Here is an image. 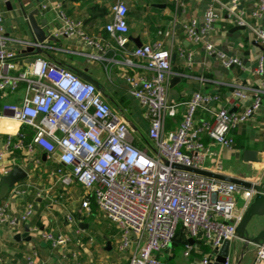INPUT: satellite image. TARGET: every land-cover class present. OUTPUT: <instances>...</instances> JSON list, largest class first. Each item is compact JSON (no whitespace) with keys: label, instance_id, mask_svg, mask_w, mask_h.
<instances>
[{"label":"built area","instance_id":"1","mask_svg":"<svg viewBox=\"0 0 264 264\" xmlns=\"http://www.w3.org/2000/svg\"><path fill=\"white\" fill-rule=\"evenodd\" d=\"M63 1L59 0L53 7L61 26L49 30L41 43L33 38L9 37L0 12V93L13 94L20 85L24 86L20 103L5 105L0 112V135H5L0 146V177L16 165L14 160L8 161V156L15 151L31 154L35 148L39 149L53 167L49 176L56 184L82 190L80 215L85 218L96 213L100 221L105 220L113 227L117 250L130 252L127 264H160L155 254L172 246L178 228L187 240L200 238L208 245L211 253L198 264H209L214 248L236 238V227L254 191L231 183L222 185L216 180L172 169L171 165L214 174L222 172L217 151L231 150L234 147L231 132L250 121L262 106L264 55L260 54L254 61L252 71L259 77L257 85L247 86L238 81L229 85L234 112L216 106L217 94L195 92L187 101L171 103L167 99L171 53L161 40L129 49L128 9L123 0H116L103 30L114 40L124 66L131 68L133 60H138L144 70L143 74L124 77L129 94L143 109L147 122L148 144L141 149L135 145L123 116L111 110L93 84L41 55L43 51L60 50L51 46L48 37L78 38L84 45L98 48L79 23L63 14ZM238 1L229 0L230 9ZM224 9L222 0H211L202 23L190 22L183 26V31L189 43L200 45L223 69L244 70L241 59L225 56L208 41ZM263 12L264 0H259L252 17L260 18ZM242 15L234 20L236 26L245 28L247 23ZM254 33L264 46V30L259 28ZM27 48L39 49L40 53H31L33 63L24 65L28 54L21 52ZM178 56L184 60L186 69H190L192 53L180 48ZM86 57L93 59L90 55ZM180 109L183 112L177 127L167 130V119L174 118ZM25 131L30 132V138ZM33 163L39 164V160L35 158ZM25 173L26 178L14 185L5 202L0 203V225L27 224L34 214V205L29 202L23 204L19 214L10 210V200L25 199L26 193L34 190L26 181L29 174ZM36 192L39 197L40 192ZM236 195L244 201L239 212L235 209ZM79 223L81 220L77 221L71 212L65 213L64 224L75 235L81 233ZM29 232L52 250L67 249L71 242L68 234L38 227H31ZM192 248V244L186 243L183 257H188ZM36 258V252H30L26 264H37ZM70 258L73 259L70 264H83L76 260L75 254ZM252 264H264V242L255 246Z\"/></svg>","mask_w":264,"mask_h":264},{"label":"crops","instance_id":"2","mask_svg":"<svg viewBox=\"0 0 264 264\" xmlns=\"http://www.w3.org/2000/svg\"><path fill=\"white\" fill-rule=\"evenodd\" d=\"M58 1L0 0L5 33L13 39L32 38L25 16L36 9L38 10L35 17L37 22L45 19L50 31L57 29L62 24L61 19L53 11L54 4ZM123 1L128 9L127 47L133 49L161 40L164 47L171 53V57L174 55V59H171L172 74L167 83L169 102L187 101L195 92L217 94L219 101L216 106L234 112L229 85L235 81L247 86L258 84L259 77L252 70L257 56L264 55V46L256 40L254 31L259 28L264 30V12L260 18H253L252 13L256 11L259 0H239L234 9L228 6L229 0H222L225 9L221 11L218 22L208 35V41L216 50L225 56L241 59L244 70L236 67L223 69L215 57L207 55L200 45H192L186 39L183 26L190 22L200 25L203 13L211 4V0ZM115 2L116 0H64L63 14L69 20L79 23L84 34L93 40L98 48L88 47L78 38L59 39L51 42V46L60 50L52 52V58L48 59L62 68L70 69L83 81H85L83 77L92 79L111 110L123 116L135 137V144L142 146L141 149H143L147 139V122L143 109L129 94L124 77L143 74L144 70L138 60H133L134 66L131 68L124 66L122 55L114 40L103 30L104 25L110 21L111 7ZM42 6L46 9L42 10ZM47 9L48 13L45 12ZM240 14H243L247 27L244 30L233 31L232 28L236 26L235 16ZM180 48L193 55L190 69H186L184 60L178 56ZM86 55H90L93 59L87 58ZM31 56L28 54L25 59ZM174 78L175 82L171 84ZM23 95V85H20L13 94H0V112L5 105L19 104ZM182 112L183 110L180 109L176 116L181 118ZM6 128L11 130L8 124ZM25 133L30 138V132L25 131ZM236 137L242 143L240 149L233 147L231 150L217 151V161L222 169L219 175L250 179L251 174L257 171V177L253 180L261 181L264 177V98L255 116L236 130ZM4 139L5 135H0V146ZM243 149L259 151L262 154L263 164L247 167L241 161ZM35 158L39 160V164L33 163ZM7 159L14 160L16 165L29 174L30 178L26 181L31 185V189H34L26 193L25 199L10 200V210L19 214L22 212L23 204L29 202L34 205V214L27 224L19 223L16 227L0 225V264H26V257L32 251L37 254L35 259L37 264H70L73 261L70 258L72 254H75L76 260L83 264L128 263L130 252L122 253L117 250L116 241L105 227L106 224L95 226L96 213L94 216L85 218L80 215L79 200L82 190L63 188L50 178L49 173L53 167L51 163L45 161L39 149L35 148L31 154L26 151H15ZM36 191L40 192L39 197L36 196ZM5 200V198L0 200V203ZM38 208L41 210L36 216ZM241 208L242 206L238 208L236 205V211L239 212ZM67 212H71L77 221L81 220L79 235H75L73 229L64 224V215ZM257 221L259 229H263L264 217L258 218ZM25 225L28 226L30 240L26 241V238L16 240V236H22L25 233ZM31 227L68 234L71 242L67 249L52 250L47 244L30 234ZM98 229L105 231V235H102L100 239L102 248L93 239ZM107 244L108 250H106ZM190 244L193 245L194 241L192 240ZM231 244L236 250L229 251V264H252L256 245L245 246L244 242L237 237ZM204 246L205 252L195 250L188 257H183V249L180 246H172L167 251H160L155 255L160 264H198L204 256L211 253L208 245ZM68 252L69 256H67Z\"/></svg>","mask_w":264,"mask_h":264},{"label":"water","instance_id":"3","mask_svg":"<svg viewBox=\"0 0 264 264\" xmlns=\"http://www.w3.org/2000/svg\"><path fill=\"white\" fill-rule=\"evenodd\" d=\"M46 13L49 12L47 9ZM43 13V12H42ZM38 14V10H33L25 16V20L27 22L29 31L31 33L32 38L41 43L43 42L49 31V27L45 19L37 22L35 17ZM244 27L235 26L232 28L233 31L244 30ZM47 40L49 42H56L57 40L53 37H48ZM22 54H38L40 53L39 49L33 51L32 48H27L21 52ZM171 59H174V55H172ZM34 61L33 58H29L25 60L22 64L28 65L32 64ZM83 79L93 84L97 87L96 83L88 78L83 77ZM177 80V79H176ZM175 78L171 80V84H174ZM232 113V111H230ZM241 161L250 166H260L263 164L262 154L259 151L252 149H243L241 151ZM167 165V163H165ZM172 169H176L183 172L197 174L199 176H203L208 179L216 180L220 182L222 185L231 183L242 189L253 190L254 196L250 204L243 211L240 222L236 227V237L244 242L245 246L248 245H257L259 243L264 242V228L259 229L258 218L264 217V177L261 181H254L257 177V171L251 174L250 179H236L229 178L223 175L214 174L204 170L192 169L183 167L181 165H171ZM26 173L23 169H21L18 165H14L11 171L3 177H0V200L4 199L8 193V191L19 182L23 181L26 178ZM25 233L22 236H16L15 239L19 240L20 238H26V241L30 240L28 236V226H24ZM189 243H192V240H188ZM109 246L107 244L106 250H108ZM236 250L235 246L231 244V242L224 241L219 248H214L212 250L213 258L209 262V264H229V251L234 252Z\"/></svg>","mask_w":264,"mask_h":264},{"label":"trees","instance_id":"4","mask_svg":"<svg viewBox=\"0 0 264 264\" xmlns=\"http://www.w3.org/2000/svg\"><path fill=\"white\" fill-rule=\"evenodd\" d=\"M41 55L43 57H45V58H49V59L52 58L51 53L47 52V51H43L41 53ZM179 121H180V118H178V116H175L174 118L167 119V121H166L167 130H172V128L175 129L177 127ZM235 134H236V130L231 132V135H232V137L234 139V147L237 148V149H240L241 146H242V143H241V141H240V139L238 137L235 138ZM147 144H148V141L146 140L144 146H146ZM135 145L137 147H139V148L142 147V146H139L137 144H135ZM40 208H38V210L36 212V216H38V214L40 213V210H41ZM36 224L39 225L38 223H36ZM186 243H189V242L187 241V239H186L184 233L182 232L181 228H178L177 231H176V234H175V238H174V240L172 242V246H180L183 249ZM204 245L205 244L203 243L202 240H200V238L196 239L194 241L193 248H192L191 252H193L195 250H199L202 253L205 252V246ZM191 252H190V254H191Z\"/></svg>","mask_w":264,"mask_h":264},{"label":"rangeland","instance_id":"5","mask_svg":"<svg viewBox=\"0 0 264 264\" xmlns=\"http://www.w3.org/2000/svg\"><path fill=\"white\" fill-rule=\"evenodd\" d=\"M50 53L52 54V52H50ZM132 136H133V135H132ZM133 138H135V137L133 136ZM134 140H135V139H134ZM234 199H235V209H236V205L238 206V208L241 207V206L243 205L244 201H243V199L241 198L240 195H236V196L234 197ZM94 220L96 221L95 226H97V225L101 226L102 224L105 223V224H106L105 227L108 229V231H109L112 235H114V229H113V227H112L111 225H109V224L106 223V222L100 221L97 217H95ZM92 222H93V221H92ZM102 235H105V231H104L103 229H98L97 231H95V235H94V237H93L94 241H96L97 244H98L101 248H102V243H101L100 239H101V236H102Z\"/></svg>","mask_w":264,"mask_h":264}]
</instances>
